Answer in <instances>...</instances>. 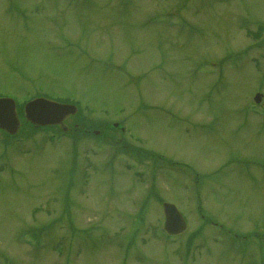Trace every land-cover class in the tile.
<instances>
[{
    "label": "rangeland",
    "instance_id": "1",
    "mask_svg": "<svg viewBox=\"0 0 264 264\" xmlns=\"http://www.w3.org/2000/svg\"><path fill=\"white\" fill-rule=\"evenodd\" d=\"M218 1L0 0V94L18 106L36 94L75 101L103 127L88 143L112 146L119 122L124 140L187 164H165L155 194L194 223L163 231L134 158L0 133V264H264V242L233 237L264 239V96L253 100L264 93V0ZM197 189L216 226L188 247L204 226Z\"/></svg>",
    "mask_w": 264,
    "mask_h": 264
},
{
    "label": "water",
    "instance_id": "2",
    "mask_svg": "<svg viewBox=\"0 0 264 264\" xmlns=\"http://www.w3.org/2000/svg\"><path fill=\"white\" fill-rule=\"evenodd\" d=\"M260 99L261 94H257L256 100L260 101ZM14 108L12 99L0 98V125H5L11 130L18 128L19 124ZM26 109L27 117L39 123L59 122L66 114L76 111L72 105L59 104L43 98L30 101ZM164 206L168 216L167 228L172 232L183 229L185 227L184 219L175 206L170 203H165Z\"/></svg>",
    "mask_w": 264,
    "mask_h": 264
}]
</instances>
